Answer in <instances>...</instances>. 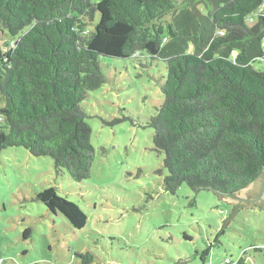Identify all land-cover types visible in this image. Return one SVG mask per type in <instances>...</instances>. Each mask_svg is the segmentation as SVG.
Returning a JSON list of instances; mask_svg holds the SVG:
<instances>
[{
    "label": "trees",
    "instance_id": "trees-1",
    "mask_svg": "<svg viewBox=\"0 0 264 264\" xmlns=\"http://www.w3.org/2000/svg\"><path fill=\"white\" fill-rule=\"evenodd\" d=\"M0 32V153L23 146L52 157L57 176L90 178L95 148L83 102L107 82L100 58L150 59L166 64L164 99L144 125L164 154V189L187 183L236 196L264 174V67L255 66L264 64V0H0ZM36 200L76 229L88 223L54 186Z\"/></svg>",
    "mask_w": 264,
    "mask_h": 264
},
{
    "label": "rangeland",
    "instance_id": "rangeland-1",
    "mask_svg": "<svg viewBox=\"0 0 264 264\" xmlns=\"http://www.w3.org/2000/svg\"><path fill=\"white\" fill-rule=\"evenodd\" d=\"M100 62L107 82L83 102L95 148L90 178L57 176L52 157L23 146L0 153V264H82L77 252L94 254L91 264H229L227 258L238 264L241 256L246 264H264L263 205L241 209L225 226L236 204L187 183L176 193L164 189L157 173L164 154L153 150L154 130L144 125L164 99L166 64L103 56ZM123 116L119 124H105ZM51 186L87 214L85 228L36 200ZM29 227L33 232L24 238Z\"/></svg>",
    "mask_w": 264,
    "mask_h": 264
},
{
    "label": "water",
    "instance_id": "water-1",
    "mask_svg": "<svg viewBox=\"0 0 264 264\" xmlns=\"http://www.w3.org/2000/svg\"><path fill=\"white\" fill-rule=\"evenodd\" d=\"M223 198L228 202L236 204L234 213L225 224L227 226L241 209L256 205L264 206V174L236 196H226Z\"/></svg>",
    "mask_w": 264,
    "mask_h": 264
},
{
    "label": "built area",
    "instance_id": "built-area-1",
    "mask_svg": "<svg viewBox=\"0 0 264 264\" xmlns=\"http://www.w3.org/2000/svg\"><path fill=\"white\" fill-rule=\"evenodd\" d=\"M222 33H223V32H222ZM226 262H227V263H231V260L227 258V259H226Z\"/></svg>",
    "mask_w": 264,
    "mask_h": 264
}]
</instances>
